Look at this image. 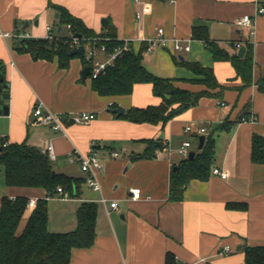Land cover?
<instances>
[{
    "label": "crops",
    "instance_id": "0c3cea01",
    "mask_svg": "<svg viewBox=\"0 0 264 264\" xmlns=\"http://www.w3.org/2000/svg\"><path fill=\"white\" fill-rule=\"evenodd\" d=\"M260 5L264 6V0H0V62L10 87L9 114H0V137L39 148L51 141L57 156L55 171L80 179L68 199L58 194L48 199L50 232L75 231L80 206H97L94 244L74 248L70 264H166L168 254L179 264H246L245 247L264 246V154L260 162L252 157L254 137L264 144V16L256 17L253 37L235 24L245 14L255 15ZM57 6L96 33L113 27L118 39L130 41L136 53L146 49L142 59L146 70L171 80L176 88L196 93L206 90L197 82L202 77L186 66L191 62L211 68L222 92L202 97L196 106L165 124L125 119L129 109L162 103L151 83L135 84L129 95L102 96L92 88L90 74L83 80L88 67L83 56L71 55L68 67L62 68L58 58L47 60L20 50L25 39L1 36L23 33L29 39H45L48 26L55 27L59 37L68 36L70 30L62 25ZM194 27L230 55H238L240 48L252 43V83H244L231 61H216L207 42L193 37ZM159 28L165 31L167 45L147 51L146 39L156 37ZM175 40L190 49L177 51ZM209 91L216 94L220 88ZM40 104L44 111H88L96 118L84 125L67 122L66 134H61L35 121L34 110ZM119 106L125 110L123 115L110 112ZM251 115L256 117L254 122L242 120ZM203 128L206 132L202 134ZM210 134L216 157L209 177L191 180L182 200L172 201L171 172L183 161L178 149L189 141L190 153H197L199 137ZM147 141L156 142L158 148L152 157L143 158ZM165 144L172 150L170 156ZM74 149L92 150L104 161L101 191L86 184L78 163L70 164L69 153ZM214 169L226 172L227 177L214 174ZM4 181L2 172L0 207L3 196L47 197L43 189L7 187ZM134 188L141 191L136 200L131 199ZM102 196L109 199L108 204L99 201ZM110 201H118V208L112 209ZM31 212L28 208L20 232ZM225 247L230 250L226 252Z\"/></svg>",
    "mask_w": 264,
    "mask_h": 264
},
{
    "label": "trees",
    "instance_id": "16d2710c",
    "mask_svg": "<svg viewBox=\"0 0 264 264\" xmlns=\"http://www.w3.org/2000/svg\"><path fill=\"white\" fill-rule=\"evenodd\" d=\"M167 1V0H160ZM60 12L62 25H70L71 32L81 34V38H103L97 45L105 44L108 52L122 46L123 41L118 39L116 29L106 27V31L96 33L88 28L84 22L71 15L64 7L57 6ZM193 37L207 42L216 61H231L241 79L246 85L252 83L254 64V51L252 43L244 45L245 53L242 57L237 54L230 55L216 43L210 42L206 32L193 28ZM85 43V42H84ZM72 43L65 39L49 41L47 39H25L20 50L37 53L39 57L47 60L58 58L59 65L66 68L69 65L73 50ZM87 44V43H85ZM90 44V43H89ZM125 51L115 64L109 67L105 75L92 79V88L100 95L123 96L132 93L134 85L138 83H151L153 93L163 99L157 106L147 108L129 109L123 117L133 123H166L181 113L196 106L202 97L219 96L223 87L218 83L213 70L201 66L199 63H186V66L202 79L197 82L205 85L206 90L190 92L176 88L169 79H162L151 74L143 65V51ZM84 59V58H83ZM85 62V59H84ZM86 63V62H85ZM5 66L0 62V78L5 80ZM264 90V78L261 80ZM220 91L212 94L209 90ZM176 105V107H174ZM245 116V115H244ZM229 124H227L228 126ZM226 126V125H225ZM225 126H222L225 128ZM226 126V127H227ZM203 148L195 153L193 158L183 160L171 172L170 199L180 201L188 183L193 179L206 180L210 175L211 165L215 156L213 136H207ZM0 137V175L4 174V183L7 187H23L43 189L46 196L36 200L35 206L28 218L26 228L19 230L21 221L28 209L30 199L26 196L9 198L3 196L0 207V264H70L71 252L74 248H89L94 244L96 232L97 206L83 204L77 214V229L69 233H53L48 230L49 198L57 195V189L62 187L69 195H74L79 180L55 171L53 162L39 147L22 143H6ZM252 157L254 161L263 159L264 144L262 139L254 137ZM154 141H147V147L141 155L149 158L158 148ZM246 264H264V246H247L244 250ZM166 264H179L173 255L168 254Z\"/></svg>",
    "mask_w": 264,
    "mask_h": 264
},
{
    "label": "built area",
    "instance_id": "2783aa9c",
    "mask_svg": "<svg viewBox=\"0 0 264 264\" xmlns=\"http://www.w3.org/2000/svg\"><path fill=\"white\" fill-rule=\"evenodd\" d=\"M264 16V6L258 7L255 15L251 14H245L238 19L235 20V24L238 27L245 28L249 31L250 37H253L255 35V22L257 16ZM137 18H140V15H137ZM68 29L70 30V34L68 36L59 37L55 33V27L48 26L47 27V34L45 39L49 41H54L57 39H65L70 41L73 47H78L83 45L84 46V59L87 63L88 67L90 68V77L92 79H96L97 77L101 75H105L107 69L115 64V61H117V58H119L125 51L130 49V41L128 40H121L123 41V45L115 48L112 52H108L106 49L105 44L97 45V42H100L103 40V38H93V39H85V38H76L74 34L71 32V26L67 25ZM164 30L162 28H159L157 30L156 37L146 39L148 42V48L147 51H152L155 47L158 46H166L167 45V39L164 36ZM2 37H13L17 39H29L28 35H25L23 33H4L1 34ZM87 44H85V43ZM90 43V44H89ZM237 48L241 47V44L236 45ZM174 47L177 51L181 52L183 50H189V46H182V44L175 40ZM103 55L104 58H101L100 56ZM221 105H224V103H221ZM34 116L36 117L35 121H38L39 123L50 125L51 129L57 133L66 134V126L65 124L67 122H72L73 124H79L84 125L88 124L91 121H93L96 118V114L93 112H78L74 114H59V113H53L50 110L44 111L43 106L40 104L35 107L34 110ZM243 121H250L254 122L256 120V117L254 115H251L248 118H243ZM186 130H191L190 126L186 127ZM200 133H205L206 129H200ZM7 142L4 144L6 145ZM168 155L170 156L172 154V150L170 149V146L165 144ZM191 146V142L186 141L182 144V146L178 149L179 154L182 156L183 160L188 159L190 155L189 148ZM41 151L46 154L49 159L53 162L56 160V152L54 145L51 141H48L45 143L42 147H40ZM113 157H118L119 154L112 153ZM70 164L71 163H78L81 167V170L86 174V184L94 191H101V183H100V174L103 171L105 163L104 161L96 154V152L90 150L89 153H83L79 149H74L69 153L68 158ZM213 173L216 175H219L222 178L227 177V173L220 171L219 169H214ZM131 193V199L136 200L139 199L141 196V191L139 188H134L130 190ZM57 194L62 199H68L70 197L69 193L66 192L62 187H59L57 189ZM103 204H108L109 199L102 196L99 200ZM36 200L30 199L28 203V208H33L35 206ZM110 207L112 209H117L119 206L118 201H110L109 203ZM226 252H228L230 249L229 247H225L224 249Z\"/></svg>",
    "mask_w": 264,
    "mask_h": 264
},
{
    "label": "water",
    "instance_id": "95a60500",
    "mask_svg": "<svg viewBox=\"0 0 264 264\" xmlns=\"http://www.w3.org/2000/svg\"><path fill=\"white\" fill-rule=\"evenodd\" d=\"M103 25L105 26L106 25V21H103ZM76 38H81V34H75L74 35ZM241 50L238 51V55L240 57H242L245 53V48H240ZM70 55H81L84 57V46L81 45L75 49H73L70 53ZM90 74V68L89 67H86L82 73L83 75V80ZM4 81V78L1 77L0 78V114H4V115H8L9 114V97H10V94L9 92L7 91L9 87L8 84H4L3 83ZM111 113L113 114H116L117 116H121L124 114L125 110L123 107L119 106V107H116L114 109H111L110 110ZM206 136L205 135H201L199 137V146H198V149L201 150L203 148V144H204V141L205 140ZM191 156H189V158H193L195 156V152H191L190 153ZM177 167H175L176 169Z\"/></svg>",
    "mask_w": 264,
    "mask_h": 264
}]
</instances>
